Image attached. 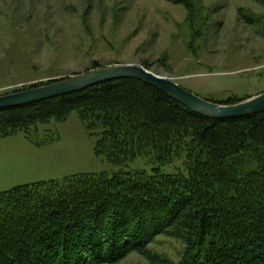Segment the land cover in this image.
<instances>
[{"label": "trees", "instance_id": "obj_1", "mask_svg": "<svg viewBox=\"0 0 264 264\" xmlns=\"http://www.w3.org/2000/svg\"><path fill=\"white\" fill-rule=\"evenodd\" d=\"M163 1L189 15L195 6ZM240 13L245 24H259ZM102 67L93 62L90 70ZM72 112L99 136L97 156L114 167L145 158L151 173L74 175L1 192L0 264H117L130 254L154 260L148 247L157 237L185 243L176 264H264V111L207 119L141 81L123 79L0 110V138L63 122ZM178 157L186 175L160 172Z\"/></svg>", "mask_w": 264, "mask_h": 264}, {"label": "rangeland", "instance_id": "obj_2", "mask_svg": "<svg viewBox=\"0 0 264 264\" xmlns=\"http://www.w3.org/2000/svg\"><path fill=\"white\" fill-rule=\"evenodd\" d=\"M241 11L259 24H245ZM93 62L145 66L200 99L243 102L264 92V7L195 0L189 15L163 0H0V97L94 71ZM98 139L75 112L0 138V193L74 175L151 173L145 158L112 166L95 153ZM158 168L186 175L183 157ZM148 249L154 260L130 254L117 264H176L186 245L157 237Z\"/></svg>", "mask_w": 264, "mask_h": 264}, {"label": "water", "instance_id": "obj_3", "mask_svg": "<svg viewBox=\"0 0 264 264\" xmlns=\"http://www.w3.org/2000/svg\"><path fill=\"white\" fill-rule=\"evenodd\" d=\"M123 79L141 81L164 93L192 113L207 119H238L264 111V92L243 102L232 105H220L200 99L169 79L152 74L142 67L130 65L104 67L38 88L1 96L0 110L51 100L82 92L105 82Z\"/></svg>", "mask_w": 264, "mask_h": 264}]
</instances>
